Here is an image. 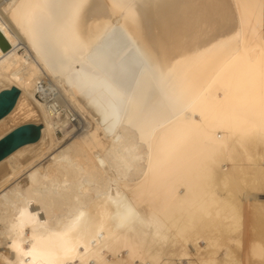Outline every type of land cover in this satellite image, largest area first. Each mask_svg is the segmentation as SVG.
I'll return each mask as SVG.
<instances>
[{
	"label": "bare ground",
	"instance_id": "6f19581e",
	"mask_svg": "<svg viewBox=\"0 0 264 264\" xmlns=\"http://www.w3.org/2000/svg\"><path fill=\"white\" fill-rule=\"evenodd\" d=\"M12 86L0 264H264V0H0Z\"/></svg>",
	"mask_w": 264,
	"mask_h": 264
},
{
	"label": "water",
	"instance_id": "95a60500",
	"mask_svg": "<svg viewBox=\"0 0 264 264\" xmlns=\"http://www.w3.org/2000/svg\"><path fill=\"white\" fill-rule=\"evenodd\" d=\"M19 93L20 90L16 86L0 91V119L12 110ZM41 129V124L25 123L0 138V161L17 148L37 141L40 137Z\"/></svg>",
	"mask_w": 264,
	"mask_h": 264
},
{
	"label": "rangeland",
	"instance_id": "374dc122",
	"mask_svg": "<svg viewBox=\"0 0 264 264\" xmlns=\"http://www.w3.org/2000/svg\"><path fill=\"white\" fill-rule=\"evenodd\" d=\"M49 81H42L39 85L41 86H47L50 90H49V102L54 103L57 107L60 108V111L62 112L61 114L64 115H68V117H70L69 123H67V127L66 130L68 131L69 129H73V132L77 133V132H81L82 130H85L86 128V120L84 117H82L80 114H78L79 112L77 111V109H74L75 106L74 105H70L73 103H69L70 99L68 97H64V91L61 90L59 87L55 86L52 82V85ZM45 83V84H44ZM57 89H55V88ZM59 88V89H58ZM61 91V92H60ZM63 91V93H62ZM51 93V94H50ZM37 97L39 99H41L39 97V95H37ZM69 101H67V100ZM72 102V101H71ZM74 107V108H73ZM77 111V113H76ZM27 123H33V122H27ZM25 124V123H22ZM21 124V125H22ZM38 124V123H35ZM56 135L59 139H62L63 137V131L62 130H57L56 131Z\"/></svg>",
	"mask_w": 264,
	"mask_h": 264
}]
</instances>
